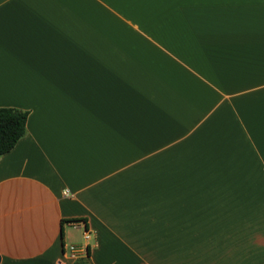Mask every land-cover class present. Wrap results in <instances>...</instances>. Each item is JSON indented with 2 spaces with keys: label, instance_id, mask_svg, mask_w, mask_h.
<instances>
[{
  "label": "crops",
  "instance_id": "1",
  "mask_svg": "<svg viewBox=\"0 0 264 264\" xmlns=\"http://www.w3.org/2000/svg\"><path fill=\"white\" fill-rule=\"evenodd\" d=\"M1 106L0 264H264V0H0Z\"/></svg>",
  "mask_w": 264,
  "mask_h": 264
},
{
  "label": "trees",
  "instance_id": "2",
  "mask_svg": "<svg viewBox=\"0 0 264 264\" xmlns=\"http://www.w3.org/2000/svg\"><path fill=\"white\" fill-rule=\"evenodd\" d=\"M26 115L27 111L24 109L0 107V154L9 150L24 134Z\"/></svg>",
  "mask_w": 264,
  "mask_h": 264
},
{
  "label": "built area",
  "instance_id": "3",
  "mask_svg": "<svg viewBox=\"0 0 264 264\" xmlns=\"http://www.w3.org/2000/svg\"><path fill=\"white\" fill-rule=\"evenodd\" d=\"M64 192H68V189H64ZM86 237V233L83 234ZM64 251L68 254L69 257L76 258L79 257L83 251V247L76 243H65L64 244Z\"/></svg>",
  "mask_w": 264,
  "mask_h": 264
},
{
  "label": "rangeland",
  "instance_id": "4",
  "mask_svg": "<svg viewBox=\"0 0 264 264\" xmlns=\"http://www.w3.org/2000/svg\"><path fill=\"white\" fill-rule=\"evenodd\" d=\"M73 230H74V232L72 233V236H71L72 239L68 238V239H66L67 240L66 242L76 243V244H77V242L81 243L83 241L82 234H80V231L77 228L76 229L73 228Z\"/></svg>",
  "mask_w": 264,
  "mask_h": 264
}]
</instances>
